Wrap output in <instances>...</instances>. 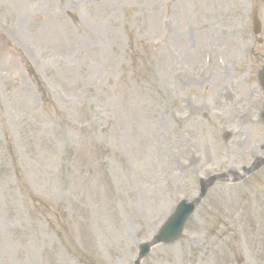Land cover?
<instances>
[{
  "label": "rangeland",
  "instance_id": "rangeland-1",
  "mask_svg": "<svg viewBox=\"0 0 264 264\" xmlns=\"http://www.w3.org/2000/svg\"><path fill=\"white\" fill-rule=\"evenodd\" d=\"M263 64L264 0H0V264H133L262 156ZM141 264H264V166Z\"/></svg>",
  "mask_w": 264,
  "mask_h": 264
},
{
  "label": "water",
  "instance_id": "water-1",
  "mask_svg": "<svg viewBox=\"0 0 264 264\" xmlns=\"http://www.w3.org/2000/svg\"><path fill=\"white\" fill-rule=\"evenodd\" d=\"M257 26L258 24L255 22V32L257 31ZM259 78L264 89V69L260 72ZM262 164H264V158L257 159L250 168L244 169V172L250 173L260 167ZM220 176H223V174ZM218 177L219 176H213L207 181H200L199 196L193 202H181L174 211V213L166 220L164 225L160 228L158 233L152 238V240L148 243L141 244L139 246V253L135 264H139L140 260L148 253L150 247L154 244H157L159 242L171 241L179 235L186 217L193 211L195 205L205 194L206 189L211 186L218 179ZM242 177V175H239L235 177L233 181H237Z\"/></svg>",
  "mask_w": 264,
  "mask_h": 264
}]
</instances>
